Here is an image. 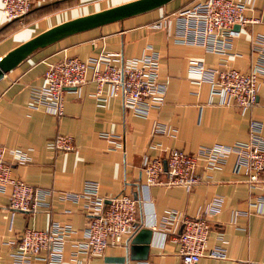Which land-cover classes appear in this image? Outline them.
<instances>
[{
  "label": "crops",
  "instance_id": "obj_1",
  "mask_svg": "<svg viewBox=\"0 0 264 264\" xmlns=\"http://www.w3.org/2000/svg\"><path fill=\"white\" fill-rule=\"evenodd\" d=\"M1 1V0H0ZM132 0H53L31 9L17 20L6 19L0 10V57L23 41L65 20L104 10ZM193 0H165L150 8L109 18L63 31L45 39L23 53L0 78V144L11 171L33 186L51 188L49 207L34 212L10 211L8 191L0 192V264H76L71 245L66 243L60 263L32 260L15 263L9 251L18 234L27 226L47 228L51 219L69 222L82 237L86 222L82 200L62 199L58 191H78L85 179L98 181L99 191L111 196L131 191L138 198L136 223L151 229L148 256L153 262L179 264L178 244L155 221L166 209L182 215H195L212 197H221L220 209L210 215L206 247H222L224 255H202L197 264H264V215L250 202L264 192V180L249 184L245 175L232 170L234 157L218 168L201 169L202 181L187 190L182 185L145 184L142 161L145 156L165 157L168 149L193 152L199 145L233 143L247 139L251 118L262 122L264 133V74L257 80L256 103L245 110L219 102L211 94L210 83L189 73L188 59L196 57L205 66L220 63L248 72L257 55L251 53L250 39L264 29V23H248L232 39L231 54L208 51L200 45L174 42V21L167 27L153 28L150 23ZM247 16L264 19V0H241ZM45 4V3H43ZM42 5V4H41ZM40 6V5H39ZM159 53V77L166 83V94L159 108L145 117L131 113L120 97H109L99 105L92 95L95 83L87 79L77 90L63 92V114L55 116L42 107L28 106L31 88L39 85L47 64L64 56L85 59L101 49L118 52L122 58L137 56L146 44ZM157 126L161 129L157 130ZM68 134L74 148L54 151L47 142L55 134ZM117 135L118 145L102 136ZM13 150L26 153L29 160L14 162ZM125 244L108 245L86 264H132ZM124 256V260H109ZM136 260V259H135Z\"/></svg>",
  "mask_w": 264,
  "mask_h": 264
},
{
  "label": "built area",
  "instance_id": "obj_2",
  "mask_svg": "<svg viewBox=\"0 0 264 264\" xmlns=\"http://www.w3.org/2000/svg\"><path fill=\"white\" fill-rule=\"evenodd\" d=\"M49 1L53 0H1L0 10L8 20L20 19L33 6ZM245 8L241 0H193L152 21L149 26L167 27L172 17L174 42L196 44L208 51L229 55L232 39L237 34L235 24L240 28L248 23H264L260 17L247 16ZM250 49L257 55V60L248 72L222 63L205 66L196 57L188 59V71L200 81L210 83V92L219 96L220 103L248 109L256 103L258 74H264V29L251 37ZM88 78L95 83L92 95L99 105H104L109 97H120L123 105L140 117L162 105L167 88L159 77V53L151 44H146L141 54L126 58L118 52L101 49L85 59L64 56L48 63L40 84L31 88L28 106L42 107L48 113L61 116L63 92L66 89L77 91ZM156 128L161 129L160 126ZM102 136L119 144L115 141L117 135L102 133ZM47 147L66 151L73 149L74 145L70 135L57 133L47 142ZM5 151L0 144V192L8 191L10 211L34 212L49 207L47 197L54 192L53 189L33 186L14 176L12 162L5 159ZM12 153L14 162L29 160L22 151L13 150ZM231 155L234 157L232 170L245 175L249 184L264 180V133L260 120H249L245 141L199 145L190 153L170 148L165 157L145 156L142 161L144 182L147 185H182L189 190L203 179L199 168H218ZM58 196L74 202L82 200V209L87 215L80 229L82 237H77L78 230L66 221L51 219L45 229L27 226L18 234L9 251L13 262L41 260L60 263L65 245L69 243L76 264H86L89 258L101 254L106 246L124 243L127 235L135 230L138 198L132 190L104 196L99 191L98 181L85 179L80 190H61ZM250 204L255 206L257 213L264 215V192L254 196ZM220 205L221 197L216 195L200 206L195 215H182L174 209H166L162 219L153 223V229L163 230L177 242L179 264H197L202 255H224L222 247H206L210 215L216 213ZM132 264L162 263L136 259Z\"/></svg>",
  "mask_w": 264,
  "mask_h": 264
},
{
  "label": "water",
  "instance_id": "obj_3",
  "mask_svg": "<svg viewBox=\"0 0 264 264\" xmlns=\"http://www.w3.org/2000/svg\"><path fill=\"white\" fill-rule=\"evenodd\" d=\"M165 0H132L119 5L109 7L104 10L74 17L65 20L56 25H53L35 36L23 41L19 45L13 47L0 57V78L7 72L23 55L24 52L30 50L32 47L42 43L45 39L55 36L63 31L79 28L81 26L92 24L100 20L109 18H120L129 13L136 12L141 9L153 7L162 3ZM235 29L239 25H234ZM135 230L129 238L128 256L131 260L145 259L148 256V246L151 236V229L148 227H140L134 223ZM109 260H124V256H110Z\"/></svg>",
  "mask_w": 264,
  "mask_h": 264
},
{
  "label": "trees",
  "instance_id": "obj_4",
  "mask_svg": "<svg viewBox=\"0 0 264 264\" xmlns=\"http://www.w3.org/2000/svg\"><path fill=\"white\" fill-rule=\"evenodd\" d=\"M52 2H53V1H52ZM48 4H50V2H49ZM48 4L45 3V4H42V5H40V6H39V5H37V6H33L31 9H33V8H35V7H36V8L43 7V6L48 5ZM31 9H30V10H31ZM30 10H29V11H30ZM29 11H28V12H29ZM28 12H27V13H28ZM27 13H25L24 15H26ZM24 15H23V16H24ZM23 16H22V17H23ZM11 20H17V18H16V19H10V21H11Z\"/></svg>",
  "mask_w": 264,
  "mask_h": 264
}]
</instances>
